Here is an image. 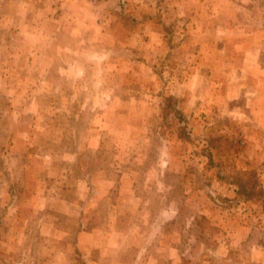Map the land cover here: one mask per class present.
Returning <instances> with one entry per match:
<instances>
[{
  "label": "rangeland",
  "instance_id": "1",
  "mask_svg": "<svg viewBox=\"0 0 264 264\" xmlns=\"http://www.w3.org/2000/svg\"><path fill=\"white\" fill-rule=\"evenodd\" d=\"M0 264H264V0H0Z\"/></svg>",
  "mask_w": 264,
  "mask_h": 264
},
{
  "label": "trees",
  "instance_id": "2",
  "mask_svg": "<svg viewBox=\"0 0 264 264\" xmlns=\"http://www.w3.org/2000/svg\"><path fill=\"white\" fill-rule=\"evenodd\" d=\"M233 184L237 187V194L239 196H242L244 200H249L253 197V192L251 190L249 192L248 189L242 183L237 181Z\"/></svg>",
  "mask_w": 264,
  "mask_h": 264
}]
</instances>
